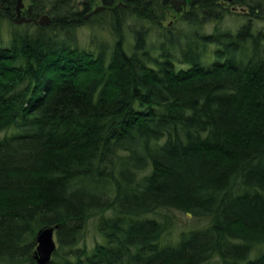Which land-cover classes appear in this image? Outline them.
<instances>
[{
  "label": "trees",
  "instance_id": "obj_1",
  "mask_svg": "<svg viewBox=\"0 0 264 264\" xmlns=\"http://www.w3.org/2000/svg\"><path fill=\"white\" fill-rule=\"evenodd\" d=\"M28 1L52 21L0 40V264L49 225V264H264V0Z\"/></svg>",
  "mask_w": 264,
  "mask_h": 264
},
{
  "label": "water",
  "instance_id": "obj_2",
  "mask_svg": "<svg viewBox=\"0 0 264 264\" xmlns=\"http://www.w3.org/2000/svg\"><path fill=\"white\" fill-rule=\"evenodd\" d=\"M77 2L78 0H73ZM80 4L84 3L85 0L78 1ZM173 7L176 11L180 12L181 4H186L187 0H171ZM24 6L23 0H18L17 5V17L15 18V22L18 24H22L24 22L36 21V23L40 24H49L52 21V18L49 14H44L39 21L34 18L27 17L21 14V9ZM98 10V9H96ZM59 225H49L44 226L38 230V233L35 237V241L37 243L36 248L33 253V258L37 264H49L53 258L54 253L58 249V243L56 240V234Z\"/></svg>",
  "mask_w": 264,
  "mask_h": 264
},
{
  "label": "rangeland",
  "instance_id": "obj_3",
  "mask_svg": "<svg viewBox=\"0 0 264 264\" xmlns=\"http://www.w3.org/2000/svg\"><path fill=\"white\" fill-rule=\"evenodd\" d=\"M235 10L240 11V9H235ZM165 21L173 22L174 18L170 16ZM227 24L229 26H236L237 25L233 21L232 22L228 21ZM105 27L103 25L96 26L97 30H100V28L105 29ZM10 30H11V22L8 21L7 19H4V18L0 19V40H3V42H6L10 36ZM108 30L109 29H107V33H109ZM105 35H107V34H105ZM7 43H3V44L6 45ZM10 131L11 130L1 132L0 137L4 136L5 134H7ZM174 215H175V220H176V222L173 226L174 227L173 228L174 238L178 237L179 233H181L183 230H186V229H189L192 227L205 226L209 222V217H207V216H200V217H196L193 215L189 216L183 212H176ZM55 237H56V240H57V243L59 246L60 241H59L58 234H56ZM102 240L103 239L101 238L100 233L97 231V229L95 227L94 220H91L89 222V227H88V231H87V235H86V241H87L88 246L92 247L95 245L96 241H102ZM254 254L255 253H253L252 256H254Z\"/></svg>",
  "mask_w": 264,
  "mask_h": 264
},
{
  "label": "flooded vegetation",
  "instance_id": "obj_4",
  "mask_svg": "<svg viewBox=\"0 0 264 264\" xmlns=\"http://www.w3.org/2000/svg\"><path fill=\"white\" fill-rule=\"evenodd\" d=\"M78 1H81V0H78ZM78 1L75 2V3L77 4V6H79L81 8H82V6L90 5V0H85V2L82 3V4H80ZM228 1H230V0H228ZM194 2H195L194 0H187V3L186 4H181L180 5V8H181L180 10L181 11L178 12V11L175 10V8L173 7L172 2L170 0L171 7H173V10L175 11V12H171V16L174 18V16L176 15V13H182V12H185V11L191 9ZM23 4H24V6L21 9V14L29 17L27 15V13L31 9L30 3H29L28 0H23ZM121 4L122 3H120V5ZM17 5H18V0H0V14L6 13L8 15V17H9L7 19L8 21H11V20L12 21H15V18L17 17V14H18ZM232 8L233 9H240V10L241 9H244L245 10V7H241V6H232ZM96 9H98V10H96ZM102 9L103 10L108 9L107 6H106V4L103 3V2L100 5H96V6L92 7V8H90L89 12L86 13L85 18H88L90 15H92V14H94V13H96V12L102 10ZM44 14H48V13H43L42 15H40L38 17H30V18H34L35 20L39 21L40 18ZM31 22H35L36 23V21H31ZM24 23H29V22H24ZM169 23L171 24L172 22H169ZM37 24H40V23H37ZM40 25H43V24H40ZM45 25H48V24H45ZM36 245H37V243H36Z\"/></svg>",
  "mask_w": 264,
  "mask_h": 264
}]
</instances>
